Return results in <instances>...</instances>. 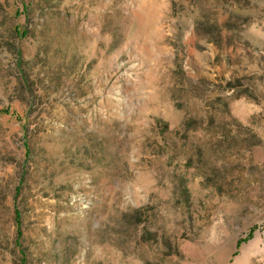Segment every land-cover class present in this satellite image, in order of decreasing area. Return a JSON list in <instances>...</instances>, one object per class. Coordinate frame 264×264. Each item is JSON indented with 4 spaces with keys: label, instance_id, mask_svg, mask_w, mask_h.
Segmentation results:
<instances>
[{
    "label": "rangeland",
    "instance_id": "obj_1",
    "mask_svg": "<svg viewBox=\"0 0 264 264\" xmlns=\"http://www.w3.org/2000/svg\"><path fill=\"white\" fill-rule=\"evenodd\" d=\"M0 264H264V0H0Z\"/></svg>",
    "mask_w": 264,
    "mask_h": 264
},
{
    "label": "trees",
    "instance_id": "obj_2",
    "mask_svg": "<svg viewBox=\"0 0 264 264\" xmlns=\"http://www.w3.org/2000/svg\"><path fill=\"white\" fill-rule=\"evenodd\" d=\"M16 218H18V215L16 214Z\"/></svg>",
    "mask_w": 264,
    "mask_h": 264
}]
</instances>
